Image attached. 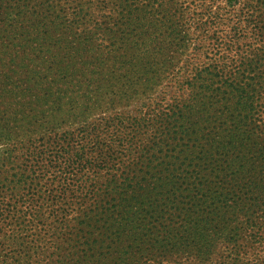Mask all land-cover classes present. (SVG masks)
I'll return each instance as SVG.
<instances>
[{
    "label": "trees",
    "instance_id": "16d2710c",
    "mask_svg": "<svg viewBox=\"0 0 264 264\" xmlns=\"http://www.w3.org/2000/svg\"><path fill=\"white\" fill-rule=\"evenodd\" d=\"M235 1H240V10L232 19L229 40L221 43L227 50L239 49L237 43L244 35V29L233 27L234 23L249 27L254 14H264V0ZM117 6L116 22L95 28L108 40L107 55L121 51L122 55L150 56L157 49L164 51L161 46L168 35L175 40L185 38L184 30L175 22L181 20L183 6H174L175 21L168 25L169 32L164 24L153 28L136 20L135 13L142 11L138 6L147 5L119 0ZM127 6H135L133 12ZM216 18L225 19L220 15ZM261 31L264 33V26ZM40 35L37 39L41 43L50 39L44 31ZM94 39L93 34L86 33L79 40L80 48L84 50ZM238 55L239 65L230 73H211L208 68L188 65L182 79L162 89L160 100H169L164 109L148 110L158 106L150 100L134 114L124 110L101 120H79L78 126L62 132L44 128L49 133L17 142L7 155V161L18 170L17 177L15 173L9 182L13 181L18 190L26 181L48 184L47 200L43 198L40 205L33 202L37 184L29 186L23 197L13 198L15 194L9 192L6 201L0 199V231L6 220L8 224L13 221L10 242L25 250L22 255L38 248L47 252L35 259L44 264H149L146 258L156 257L155 264L162 256H181L186 251L192 254L189 260H198L201 220L199 213L193 216L197 204L186 205L206 191L201 182L203 174L205 180L216 181L210 194H201L204 199L214 192L206 220H213L219 210L229 212V232H233L229 239L236 242L234 236L240 233V242L264 248V71L260 75L253 71L260 59L252 49L241 50ZM165 66L156 76H149L145 90L158 82ZM21 75L15 87L30 82L36 89L44 88L43 94L61 90L59 98L69 84L74 85L72 76L48 78L42 72L23 70ZM203 90L215 93L217 99L204 102ZM225 108L229 115L223 117L218 132H206L204 120ZM15 127L17 131L30 128L25 124ZM1 138L6 139L5 134ZM199 154H206L209 161L199 163ZM29 202L37 206L34 211L17 208H26ZM75 209L79 215L71 222L63 220ZM16 212L20 215L13 220ZM45 213L50 227L43 221L47 219ZM239 224L242 232H236ZM252 226L258 229L250 230ZM31 228H35V238L32 243L25 242L21 232L29 236ZM55 231L58 234L54 238ZM5 259L0 258V264H7Z\"/></svg>",
    "mask_w": 264,
    "mask_h": 264
},
{
    "label": "rangeland",
    "instance_id": "374dc122",
    "mask_svg": "<svg viewBox=\"0 0 264 264\" xmlns=\"http://www.w3.org/2000/svg\"><path fill=\"white\" fill-rule=\"evenodd\" d=\"M158 1L152 3L149 0H127V3L147 5L138 6L142 11L135 13L136 20L148 23L153 28L164 24L168 32V25L175 21L174 6H183L184 9L179 14L181 20L175 22L184 30L185 38L175 40L168 35L161 46L163 52L157 49L156 53L150 56H130L122 55L121 51L116 52L118 54L111 52L107 55L108 40L95 29L116 22L119 0H0V130L3 132H0V197L3 196L0 199L6 201L9 192L15 194L13 198L20 195L23 197L29 186L37 184L32 195L33 202L40 205L43 198L44 201L47 200L48 184L31 180L22 184L23 189L14 188V182L9 180H14L13 177L18 170L14 163L7 161L9 150L17 142H24L31 135L37 137L49 133V130L44 128H55L62 132L78 126L79 120H101L124 110L134 114L135 109H142L143 104L150 100H154L153 103H158V106L152 105L148 110L164 109L169 100L167 97L166 100H160L162 89L171 85L177 78L182 79L187 74L188 65L208 68L211 73H216L217 70L230 73L239 65L238 53L241 50L252 49L261 62L253 71L259 72L257 75L264 71V59L261 58L264 54V33L261 31L264 26V14L260 16L254 14L249 27L234 23L233 27L237 25L238 29L240 27L244 29V35L237 43L239 49L227 50L221 43L229 40L232 19L240 10V1L160 0V5L156 6ZM127 7L131 12L135 8ZM216 15L225 19L218 20ZM43 31L50 34V39L45 43L37 39ZM86 33L93 34L95 39L93 44L82 50L79 40ZM34 54H37L36 58H33ZM247 55L252 56L251 53ZM143 58L147 61L143 62ZM28 59L30 61L26 62ZM122 59L123 63L119 62ZM135 60L137 63L133 64ZM164 65H167L166 70L158 82L153 84L151 89L145 90V83L150 80L149 76H156ZM22 70L30 73L42 72L47 74L48 78H56L59 74L64 75V78L72 76L74 85L69 84L67 90L62 91L60 98L61 90L52 89L53 94H43L44 88L36 89L29 81L28 85L20 84L15 87L17 76L19 75V78L22 76ZM79 73L83 75L80 76ZM16 74L18 75L14 77ZM76 80L80 81L75 83ZM257 80L260 81V78ZM201 96L204 102H214L217 99L215 93L205 90ZM79 108L83 111L80 110L82 113L77 115ZM226 108L219 109L220 113L204 120L206 132L212 134L218 132L217 127L224 122L223 117L229 115ZM58 109L66 112L68 116L60 113ZM17 124H25L30 128L26 131H17L19 130L15 127ZM3 134L6 139L1 138ZM204 136L207 137L209 134L205 133ZM203 161H209V157L206 154H199V163ZM206 172L208 176L209 171ZM201 182L206 186V191L199 192L186 205L188 207L192 202L197 204L194 206L197 211L193 216L199 213L197 218L201 220L199 225V236L202 238L201 258L198 260L193 258L191 262L189 259L192 254L188 251L181 256H170L166 253L167 255L162 256L155 264H264V248L260 245L251 246L246 242H240L242 237L240 233L234 236L236 242L229 239V235L233 233L229 232V212L219 210L218 213H214L213 220H206L214 192L204 199L201 194H210L216 181L215 179L210 181L207 177L205 180L201 174ZM6 187L10 189L5 191ZM177 200L185 201L181 197ZM33 202L26 203V208L23 206L17 208L30 213L37 207ZM19 215L20 212H16L13 220ZM77 215L78 210H70L63 220L71 222ZM45 216L47 218L43 220L45 226L50 227V218L47 213ZM8 222L9 220L4 222L0 231V258H6L7 264H44L36 262L35 259L42 258L47 252L38 248L34 252L22 255L25 250L10 242L14 237L12 232L14 222L11 221L9 224ZM37 229L39 230V227ZM255 229L258 227L252 226L250 230ZM242 231L243 227L239 224L236 232ZM31 232L33 234L29 236H26V232H21L25 242L32 243L35 228H31ZM57 234L55 231L53 237L55 238ZM47 249L52 250V247ZM154 259L156 257L146 258V261L154 264Z\"/></svg>",
    "mask_w": 264,
    "mask_h": 264
}]
</instances>
